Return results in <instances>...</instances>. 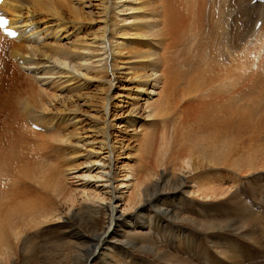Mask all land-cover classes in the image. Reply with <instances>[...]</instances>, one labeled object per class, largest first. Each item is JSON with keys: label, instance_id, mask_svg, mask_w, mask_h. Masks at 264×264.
Here are the masks:
<instances>
[{"label": "bare ground", "instance_id": "bare-ground-1", "mask_svg": "<svg viewBox=\"0 0 264 264\" xmlns=\"http://www.w3.org/2000/svg\"><path fill=\"white\" fill-rule=\"evenodd\" d=\"M46 1L50 2L48 6L46 5ZM96 2H102L100 5V10H102V15L104 16L102 26L98 29L97 33L90 34V37H80L72 43L67 44L66 49L62 48L59 50V46L57 48H49L53 52H56L55 56L58 57L51 58L48 62L43 58L47 62L46 64H48L46 66H49L46 68H52L49 77L40 76V73L35 71L37 70V64L34 65L32 63L34 58H37V54H39L37 43H39L43 38L42 35L45 33H41L36 27H31V20L27 21L25 15L29 16L28 5L32 3L37 5V9L35 10L40 12L54 9V6H58V4L51 0H19L18 2L15 0H3L0 4V11L4 16L9 18L10 27L18 32V36L11 40L0 35V67L4 60L3 54L5 56L9 52L11 60L13 55H18V61L21 64L19 68L27 73L29 72V74L31 72L35 77L36 83L40 86L57 81L61 85L74 84L75 88H77L81 80L91 81L90 75L92 74L109 73L115 79L124 75V79L127 82L137 80L142 84L152 87V91L148 93L147 99L144 100L145 115L143 117L137 108H132L123 121L121 118H115L122 121L121 124H123L122 127L125 130L132 128L142 118L146 122V125H141L140 129H142L141 131H148L143 136L147 140H140L142 142L137 144L139 146L137 151L139 158H136L135 164L133 163L132 166L127 167V164L118 162L120 157L123 156L122 159H127L128 157H124L125 154L123 153L129 148V144H126L128 140H122L117 151L116 145L114 143L113 145L111 144V136L107 134L105 139L101 137V143L94 141V138H91L92 140L86 138L82 141L79 140L75 144L76 148H85L86 145L93 143L97 145V151L94 148L92 153L94 157L97 156V159L85 167L84 172L78 171L75 167H68L64 170L67 178L75 184L84 183L98 190V197L92 198L88 196L90 202L86 201L84 203L85 201H82L86 213L92 215V217L95 215L100 217L102 213H105L107 214L105 219L108 217V223L101 232L91 233L89 237L75 232L76 236L84 240L88 246V256L85 264H98L101 257H109L110 249L114 248L113 246L137 247V245L147 243L146 239H142L146 238V233H132L127 226L131 223V217L136 215L130 211L131 207L128 206L132 202V196L130 195L132 192L130 191L137 185V181V183L140 182L137 185L138 187L145 185L144 181H142L143 176H139L138 172L142 175L152 176L156 170L155 164L151 160V154L158 140L150 141V139L154 137L159 139L171 134L174 153L183 159L190 158L192 160V168L196 164V168L192 171L193 177L191 179L193 187L190 188L191 191L189 192L191 194L196 189V193L203 192L202 195L204 197L212 199L223 197L229 193L224 190L223 185H218L217 183L223 184L224 177L226 178L227 174L230 175L228 172L236 174L238 170H243L244 168L264 169V141L261 142L259 138V135L264 130V93L261 92L258 96L256 93L260 88L264 92V44L258 48H256V45V47L252 46L248 51L244 47L245 42L244 44L240 42L244 34L239 35L242 31H238L236 39L238 40V44L235 41L233 42L234 48H238V51L235 50L231 53L232 56L228 58V55L223 51L224 48L223 50L221 49V44H219L215 35L218 23L212 20V18L210 20L208 10L209 0H96ZM239 2L241 0H238ZM246 2L249 1L246 0L242 3L244 9H246V5H244ZM92 6H95V4L90 1L89 7ZM258 6L260 7L259 11ZM263 6L264 4L258 5L256 3V6L252 7V9L244 10L248 12L246 16H251L253 12H258V18L261 17L264 20ZM76 13V19L78 20L80 19L79 11L76 10ZM57 20H61V18H57ZM257 22L260 21L256 19L252 32L261 34L264 30V21L257 28L258 30L255 28ZM248 25L251 26V22ZM128 40H133L132 44L134 43L133 48L135 49L128 48L129 46L126 44ZM192 42L196 43V47H194L195 44L193 45ZM8 44L12 47L9 48ZM124 50L126 56L128 55L130 58L123 59L124 55L122 53H124ZM193 50L196 52V56L194 57L196 62L191 64ZM23 51L26 52V58L22 54ZM133 56H135L134 59ZM207 56H210V63L207 61ZM40 57L41 54H39ZM136 65H141L142 68L136 69ZM143 65L145 68H143ZM3 68L5 72V63H3ZM143 69H148L150 73L138 74L139 70ZM249 72L250 75H248ZM184 78L187 79L184 80ZM181 80L183 82L187 81L184 87H181ZM5 81L0 83V109L2 111L7 110L4 111L6 112V117L3 118H8L9 124L22 127L26 132L40 135L43 138L44 136L48 137L53 148H55L54 152L56 156L60 158L62 155L61 160L63 163L68 158L70 160L74 159L75 155H77V150L71 149L66 152L59 147L63 144L74 148V146L68 143L65 136L60 137L55 130L51 129L54 127L45 123L44 116H46L47 112L50 113V111L41 105L37 98L31 96L33 94L31 92L32 89L28 93L26 92L28 97L23 101L21 100V103V101H18L17 98L14 99L11 95L13 91L8 82ZM164 81L166 82L164 83ZM158 86H162L160 92L156 91ZM114 89L115 86L111 85L110 90ZM110 93L111 91L106 100L107 107L109 101L116 99H119V104H124L123 102L127 105L129 104L128 107L134 104L132 103L135 100L133 95L125 97L117 92L112 97ZM39 96H43V93L39 92ZM154 96L159 97L155 102H152L151 97ZM124 97L125 100H123ZM21 104L26 108H30L31 112H22L20 108ZM21 112L23 118L19 116ZM108 114H110L109 109L106 112V115ZM184 116L187 118L191 117L195 121V127L193 128L200 129L203 133L196 132L195 129L193 131L191 128L193 125L190 127L187 121H182V117ZM170 117L175 122L171 130L160 135L152 131L155 127V123L152 122L153 119L162 120ZM20 118L22 121H20ZM28 119L35 126L41 128L42 132L46 133L50 130V133L44 135L32 130L27 123V121L30 122ZM191 119L189 118L190 121H192ZM81 121H78L77 118L74 119L77 127L80 126ZM22 128L17 130V137H22V134L25 135L26 132ZM89 130L93 131V134L97 136L100 132V127L91 123V125L89 124ZM0 132V139H3L8 131L1 130ZM77 136L80 137L77 133L73 134V137L77 138ZM17 150L18 148L16 152ZM98 150L99 153L97 154ZM4 155V152L0 149V164H2V167L9 168L14 163L12 161L13 163L11 162L12 164L8 165L12 159L11 154ZM28 155L24 151L19 153L15 157L18 164L26 156L28 158ZM45 164L47 166V163ZM2 167H0V172L5 169ZM8 168L5 172L7 175L1 174L2 176H0V256L8 254L17 246L15 243L16 231L17 228L21 227L20 223H26V218H28V221L30 219L34 223V217L47 213L52 206L53 200L46 192L47 185H50L52 182L51 186H53V191L57 196H61V198L65 197L64 180H60L63 178L64 173L58 174L54 169L53 171L52 169H47L46 172L48 174H41L45 178H40L39 174L44 170L39 173V170L42 169L35 171L30 169L28 178H34L35 181H39L37 178L46 179L47 181L39 189L35 187L33 190L30 189V192L33 194L32 197L42 200L43 205L40 207L29 206L31 210H26V212L21 213L18 211L11 213L10 211L15 208L14 206L18 202L12 200L13 197L16 199L17 194L11 198L13 202H8V197L17 192L15 183L10 181L13 169ZM54 168H57V165ZM14 170H17V168ZM220 170H224L225 173L221 175ZM200 181L206 184L208 181H212L214 185H206L203 182L200 184ZM7 182L8 184H6ZM189 182L188 179L181 181L182 185L178 191L181 192L182 189L186 188V184ZM44 190L46 195L44 194ZM207 190L212 194L210 195ZM75 191L78 192V188ZM80 191L86 194L85 190ZM162 194L161 188L151 193L149 190L139 189L134 198L141 199L142 197H147V199L138 204L135 209V211H138V218H136L134 223L135 228L146 229L147 225L150 228L152 222L158 224L163 222L169 228L174 227L177 232L183 229V227L178 225L183 222V217L182 220L181 218L179 220V215L174 214L169 207H159L161 201L160 195ZM233 197L237 200L236 206L239 203L244 206L237 195H233ZM66 199L64 198V200ZM13 203H15L14 206ZM144 208L148 211L146 217H143L141 213V209ZM22 217L23 219H21ZM223 221H227L225 224L228 226L227 230L223 229L224 233L230 232L233 228V225L229 224L230 217ZM214 226L215 224L212 225V227ZM212 227L209 224L206 226V230L209 231L213 229ZM138 239H140V243H138ZM145 246L142 245V248Z\"/></svg>", "mask_w": 264, "mask_h": 264}, {"label": "rangeland", "instance_id": "rangeland-1", "mask_svg": "<svg viewBox=\"0 0 264 264\" xmlns=\"http://www.w3.org/2000/svg\"><path fill=\"white\" fill-rule=\"evenodd\" d=\"M15 1L18 2L19 0ZM51 1L57 3L58 6H54V9H50L49 11H43L45 12L43 13L42 11L35 10L37 9V5L32 3L28 5V10L30 11L28 13L29 16H27V14L25 15L27 21L31 20V27H36L41 33H45L42 35L43 38L37 43V48H39L41 57L39 58V54H37V58H34L32 63H34V65L37 64V70L35 71L39 72L40 76L46 77H49V74L52 72V68H46L49 67L46 66L48 65L46 63L51 58H58L55 56L56 52H53V50L49 48H57V46H59V50L62 48L66 49L68 46L67 44L72 43L74 40L80 37H90V34L98 32V29L102 26V19L104 17L102 15V10H100L102 2L97 3L96 0ZM90 1L94 3L95 6L89 7ZM245 1L246 0H241V2L238 3V0H209V8H207L209 10L210 20L212 18V20L218 23L216 28L217 33L215 32V35L217 41L221 44V49L223 50L224 48L223 51L228 55V58L232 56L231 53L235 50L238 51V48H234L233 45L234 41L238 44V40H236L238 31H242L239 35L244 34L240 42H243L242 44L245 42L244 47L248 51L252 46L256 45L257 47H255L258 48L264 44V30L261 34L257 33L258 35L252 32L256 19H258L261 24H263L264 20L261 17L258 18V12H253V16H246L248 12H245L250 10L249 8L252 9V7H255L256 3L258 5L264 4V0H262L263 2H261V0H247L250 3L246 2L244 4L246 5V9H244L242 3ZM49 4L50 2L46 1V5L48 6ZM257 8L259 11L260 7L258 6ZM32 9L35 13L31 11ZM76 10H78L80 14V19L78 20L76 19ZM212 15L213 17H211ZM57 18H61V20H57ZM250 22L251 26L248 25ZM258 39H260V41H258ZM132 41L133 40H128L126 42L129 46H127L128 48L134 47ZM192 44H195L194 47H196L195 42H192ZM8 47L11 48L12 46L8 44ZM37 48H35V50H37ZM218 49L220 48L218 47ZM195 53L196 52L193 50V60L191 64L196 62L194 59L196 56ZM22 54L25 56L24 58L27 57L25 51H23ZM122 54L124 55L123 59L128 57V55L126 56L125 50ZM17 56V54L13 55L12 61L9 52L7 55L5 54V56L3 54V63H5L6 70L5 72L3 71L4 68L2 63L0 67V78H2L0 79V83L6 80L13 91L11 95L14 99L17 98L18 101L27 99V93L32 89L31 92H33V94H31V96L37 98L40 104L50 111V113L47 112L46 116H44L45 123L54 127L51 129L55 130L60 137L65 136L68 143L74 146V148H72L62 144L59 147L66 152L71 149L77 150V155H75L74 159L70 160V158H68L67 161L63 163L61 160L62 155L60 158L56 156L54 152L55 148H53L48 137L44 136L43 138L40 135L26 132L24 128L17 127L15 124H9V119L3 118L6 117V112L4 111L7 110L2 111L0 109V131H8L4 138L0 139V149H2L5 155L11 154L10 156L12 159L8 165L12 161L14 162H12L13 164L11 163L12 166L9 168H5V166L2 167V164H0V167L3 169L5 168L3 170L4 172H0V176L5 174L7 168L13 169L10 181L15 183L14 185L17 191L15 194L8 197V202L12 200L18 202L17 205L13 203L16 209L13 208L10 212L16 213L19 211L22 213L24 211L26 212V210H31L29 206L40 207L43 205L42 200H37L32 197L33 194L30 192V189L33 190L34 187L39 189L42 185L47 183V181L46 179L39 178H37L39 181H35L34 178H28L30 169H33V171L42 169L39 170V173L44 170L45 172H41L39 176H41L42 173H44L43 175L48 174L46 172L47 169H52V171L54 169L58 174L64 173V176H62L63 178L60 180H64V198L66 199L67 197L66 200H64L63 197L61 198V196L58 197L53 191V186H51L52 182L50 185H47L48 191L46 190V192L53 200L52 206L49 210V206L47 207V213L34 217V223H32L30 219L28 221V218H26V223H20L21 227L17 228L16 231L17 236L15 243L17 246L8 254L0 256V264H85L88 256V246L84 240L76 236L75 232H79L80 235L87 237H89L91 233L101 232L108 223V217L105 219L107 215L105 213L99 214L100 217L98 215L92 217V215L86 213L84 210V203H86V201L90 202L88 196L92 198L98 197V190L84 183L75 184L67 178L64 170L68 167H75L78 171L81 170L84 172L85 167L97 159V156L94 157L92 155L94 148L97 151V145L93 143L86 145L85 148H76L77 146L75 144L79 140L82 141L86 138H94V141L101 143L102 138L105 139L107 134L111 136V144L113 145L114 143V145H116L117 151L121 141L128 140L126 144H129V148L123 152L125 154L124 157H128L127 159H122V156L118 159V162L125 165L127 164V167L132 166L133 163L135 164L136 158H139L137 152L139 146H137V144L142 142L140 140H147L146 137L143 136L144 133H148V131H141L142 129H140V126L146 125V122L144 118H142L128 130L122 127L123 124H121V122L126 118L132 108H137L142 117L145 115L144 100L147 99L148 93L152 91V87L142 84L137 80L127 82L126 79H124V75L115 79L112 78L109 73L90 75L91 81L81 80L79 82L80 84L78 83L82 88L79 86L75 88L74 84L61 85L57 81H53L45 86H40L36 83L35 77L31 72L29 74V72L27 73L19 68L21 64ZM43 58H45L47 62H45ZM134 58L135 56H133V59ZM209 58L210 56H207L208 60H206L209 61L208 63L211 62ZM241 63L243 64L242 60ZM136 67V69L142 68L141 65H136ZM143 68H145V66ZM149 73L150 71L148 69L139 70L138 72V74ZM248 75H250V72ZM185 79L187 78H184V80ZM166 81H164V83ZM181 82V87H184L187 81L183 82L181 80L180 83ZM111 85L115 86L114 90H110ZM161 89L162 86H158L156 91L160 92ZM258 90L259 91L256 92L257 96L261 92L264 93L261 88ZM110 91L112 97H114L117 92L125 97L133 95L135 100H133L132 103L134 104L128 107L129 104L127 105L125 102H123L124 104H119V99H116L109 101L107 107L106 100L107 97H109ZM39 92H42L43 96H39ZM125 97L123 100H125ZM158 97L159 96L151 97L152 102H155ZM43 100H45V102H43ZM20 108L22 112H31L30 108H26L24 105ZM108 109L110 114L106 115ZM22 112L19 115L21 118H23ZM184 117H182V121H187L190 127L193 125L191 127L192 130L195 129L196 132L203 133L202 130L193 128L195 127V121H193L191 117L189 118L192 121L186 116ZM21 118L20 121H22ZM75 118H77L78 121L82 120L79 127L74 123ZM115 118H121L122 121ZM31 122L32 121H27V123ZM152 122L155 123V127L152 131L158 135L171 130L175 125L172 117L162 120L153 119ZM91 123L100 127V132L97 136L93 134V131L89 130V124L91 125ZM19 128L24 129L23 131L26 132V136L22 134V137H17V130H19ZM42 131L36 132L44 135L50 133V130L46 133ZM262 132L261 135H259L261 142L264 141V130ZM74 133L79 134L80 137H73ZM157 140L158 143L156 142L154 151L151 154V160L154 162L156 170L152 176L142 175L138 172L139 176H143L142 181H144L143 183L145 185L143 187H138L137 185H139L140 182H136L137 185L130 191L132 192L130 194L132 196V202L128 205L131 207L130 211L134 212L136 215L131 217V223L127 227L135 234L146 233V238H142L144 240L146 239L147 243L142 244L146 246L144 248H142V245H137V247L113 246L114 248L110 249L109 257H101L98 264H264V169L244 168L243 170H238L236 174L228 172L231 176L227 174L226 178L224 177L223 184L215 182L218 185H223L224 190L229 193L223 197L219 196L220 198L217 197L213 199L204 197L202 195L203 192L196 193V189L191 194L189 192L191 191L190 188L193 187L191 179L193 177L192 171L196 168V164L192 168V160L190 158L183 159L174 153L171 134L159 139L157 137L150 139V141ZM17 148L19 153L24 151L26 155L29 154L28 158L26 156V158L22 160L23 162L20 161L19 164L18 161H16L17 158H15L19 154L18 150L16 152ZM19 148L25 149H21L22 152H20L21 150ZM31 148H36L37 150H32ZM9 150H11L12 153L11 151L9 152ZM98 153L99 150L97 154ZM45 163H47L48 167ZM56 165L57 168H54ZM16 168L18 171L14 170ZM220 173L222 175L225 172L224 170H220ZM42 176L40 178H45V176ZM187 179L190 181L187 184L185 183L187 187L179 192L178 189L182 185L181 181ZM200 182V184H202L203 181ZM6 184H8V182ZM196 184L198 183L196 182ZM203 184L206 183L203 182ZM207 184L214 185L212 181H208ZM77 188L79 190L78 192L75 191ZM160 188L163 194L160 195L161 201L159 207H169L174 214L176 213L179 215V220L180 218L182 220V217L184 219L183 222L178 224L183 227L180 232L175 231L174 227L169 228L163 222L159 224L152 222L150 228L148 227L149 225H147L146 229H138L134 226L135 220L138 218V211H135V209L138 204L147 199V197H142L141 199L136 197L135 199L134 196L138 193L139 189L149 190L151 193ZM80 190H85L86 194L81 193ZM208 193H210V195L212 194L210 191H208ZM16 194L17 197L15 199L13 196H16ZM233 195H237L245 207L240 205V203L236 206L237 200L236 198L234 199ZM12 197L13 199L11 200ZM82 201L85 202L83 203ZM141 213L143 217L148 215V211L145 208L141 209ZM228 217H230L229 224L233 225V228L231 229L232 232L224 233L223 229L227 230L228 226L225 224L227 221L223 220H227ZM21 219H23V217ZM218 222L222 223L219 224ZM209 224H211V227L213 224H215V226L208 231L206 230V226ZM127 231L130 232L128 229ZM138 243H140V239H138Z\"/></svg>", "mask_w": 264, "mask_h": 264}]
</instances>
